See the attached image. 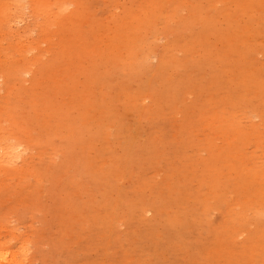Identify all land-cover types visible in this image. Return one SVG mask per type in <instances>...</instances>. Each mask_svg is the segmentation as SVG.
Masks as SVG:
<instances>
[{
	"label": "rangeland",
	"instance_id": "obj_1",
	"mask_svg": "<svg viewBox=\"0 0 264 264\" xmlns=\"http://www.w3.org/2000/svg\"><path fill=\"white\" fill-rule=\"evenodd\" d=\"M0 263L264 264V0H0Z\"/></svg>",
	"mask_w": 264,
	"mask_h": 264
},
{
	"label": "bare ground",
	"instance_id": "obj_2",
	"mask_svg": "<svg viewBox=\"0 0 264 264\" xmlns=\"http://www.w3.org/2000/svg\"><path fill=\"white\" fill-rule=\"evenodd\" d=\"M12 151H14V149L13 148H11V149H7L6 151H3V152H5V153H8V154H13L12 153ZM263 234V233H262ZM261 248V247H260ZM1 257H3V255H1ZM13 259V258H12ZM11 260V259H10ZM11 261H13V260H11ZM1 264V263H0Z\"/></svg>",
	"mask_w": 264,
	"mask_h": 264
}]
</instances>
